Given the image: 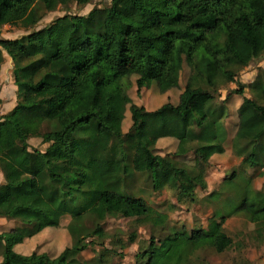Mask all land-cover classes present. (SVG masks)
<instances>
[{"label": "trees", "instance_id": "16d2710c", "mask_svg": "<svg viewBox=\"0 0 264 264\" xmlns=\"http://www.w3.org/2000/svg\"><path fill=\"white\" fill-rule=\"evenodd\" d=\"M90 1L0 0V31L4 25L33 28L19 38H0V68L5 52L13 61L10 73L16 87L13 107L0 115V126L13 137L10 146L0 145V169L6 166L13 173L0 184V218L22 224L0 227V264L103 262L114 251L102 248L97 263L78 256L94 239L107 237L103 226L110 213L134 218L152 230L167 226L166 212L127 191L137 179L156 194L172 191V203L193 205L200 201L196 190H206L197 179L196 159L203 164L221 161L231 149L252 167L264 164V67L246 85L236 79L264 56V0H110L87 14L67 13L34 28L46 12ZM133 76L137 97L155 87L159 94L169 92L166 101L148 106L152 110L133 102L128 93ZM233 82L237 87L220 99V91ZM98 88L119 96V124L126 109L130 111L127 131L112 127L97 109ZM202 93L206 99L200 113L191 105ZM235 96L241 98L239 104L232 100ZM230 101L233 109L228 108ZM139 117L144 135L159 143L145 148L144 169L135 171L136 145L143 140ZM70 134L73 149L65 141ZM35 138L60 144L68 158L46 157L30 146ZM103 162L115 166L102 173ZM219 194L213 190L212 198ZM227 199L232 202L233 196ZM239 213L256 228L263 227L264 192L243 194L230 212L213 211L218 221L212 228L187 231L181 226L163 236L152 232L138 264L145 257L143 264H153L156 256V264H192L198 251H226L233 241L223 224ZM64 218L73 240L59 254L17 250L45 229L60 226ZM129 240H135L134 233ZM179 245L180 253L167 260Z\"/></svg>", "mask_w": 264, "mask_h": 264}, {"label": "rangeland", "instance_id": "374dc122", "mask_svg": "<svg viewBox=\"0 0 264 264\" xmlns=\"http://www.w3.org/2000/svg\"><path fill=\"white\" fill-rule=\"evenodd\" d=\"M109 3L110 0H91L89 3L84 5H77L75 2H72L67 7H59L53 12H46L34 28L44 26L58 16H62L67 13L84 15L95 7L106 6ZM32 29L33 28L28 29L20 26L4 25L0 31V38H19L22 35L29 33ZM262 39L264 41V33ZM3 55L4 62L0 68V115L9 111L13 107L16 99V90L14 91V87L10 84V81L13 78L10 73V57L5 52ZM263 67L264 56L260 59L253 60L245 69H243L245 71H241L239 73L236 79L246 85L252 81L257 70ZM181 75L185 76V72L183 71ZM102 78L103 72L100 71V79ZM184 78H182V80H184ZM134 80L135 77L133 76L131 78V86L128 89L129 96L133 97V102L140 103L147 107L152 105L154 108L161 104L162 99L163 103L166 101L169 92L164 95L161 93L159 94L155 87H152L147 91L145 90L140 97H137L135 94ZM236 84L237 82L229 83V88L227 87L222 89L220 91V99L224 98L227 91L236 88ZM180 86V88L184 86L183 81ZM172 89H170V91ZM244 91L249 93L247 88H245ZM171 98L174 100L175 95L171 96ZM205 99V95L203 93L200 94L192 103V108L201 113L203 111ZM232 100L235 104H239L241 98L239 96H235ZM94 102L97 109L106 118L108 124L117 130L124 132L127 131L131 124L130 111L126 109L124 118L121 121L122 124H119L117 115L120 106V99L112 89L98 88ZM149 108L150 107H148V110H152V108ZM228 108L233 109L231 101ZM139 120V130L143 134V140L142 143H138L136 145V156L134 158L135 171H142L144 169L145 148L151 147L155 144L152 138H148L144 135L145 129L143 126V117H139ZM74 140L75 137H73L72 134H70V136L68 135L65 139L69 147L72 149L74 148ZM12 143L13 137L9 133L8 129L0 126V145L8 147ZM29 144L31 147L40 149L48 158H68L64 157L65 154H63V152L65 153V151L63 148V152L61 151L62 146L60 144L52 143L51 145L49 143H42L40 138L30 139ZM261 158L264 163L263 154H261ZM188 160H191V157L188 158ZM223 160L224 159L218 161V163H215L216 161H212L210 162V166L213 170L215 169L214 171L217 170L216 172H218L220 168L217 167L221 166L223 168L225 163L227 166L232 164L234 157L230 155L225 158L224 161ZM195 162L201 171L205 170V167L203 168V162H200L199 159H196ZM105 164L106 163L104 162L103 164H99L100 171L102 173L112 170L113 166H115V164ZM3 167L4 169H0V184L9 180L6 179L8 176L13 177V173L9 171L6 166ZM228 168H226V171L224 170V172L221 170L223 173L212 174L213 183H211V186L214 187L213 189H217L220 194L216 195L215 198H212L213 190L197 189L196 194H198V198L200 197V201L193 205L177 204L176 201L175 203H172V201L175 200L173 198L174 194L172 191L165 188L162 193L156 194L151 191L147 184L143 183L142 179H137L135 181L136 185L134 187H129L127 191L136 196H142L150 203V205L166 212L168 214L167 226L163 229L156 228L155 230H152L148 224H138L134 218H125L119 214L110 213L103 226L105 232L107 233V237L103 240L94 239V243H91L86 250L80 252L78 257L82 262L86 261L90 263H97L98 255L102 251V248H106L114 252L105 256L103 262H99L97 264H138L146 254V248L150 243V236L152 232L155 235L160 234L163 236L169 232V228L178 229L181 226H184L187 231L191 228L199 227L205 229L212 228L216 221H218V218H214L212 216L213 211L217 214L230 212L234 207L239 205L243 194L248 193L249 195H252L255 191H257V188H264V177L258 175L257 173L260 169L259 167L250 169L248 174L243 170V167L240 166L236 167L237 174L235 175V178L230 181L223 182L219 187L218 183L223 178V175L225 176L226 174L227 176L232 174L231 172L233 170ZM201 175L202 174L199 173L197 176L199 181H201ZM207 182L208 180L205 181V183ZM139 188L143 191H139ZM231 196H233V199L231 200L232 202H228L227 198ZM67 221L68 220L64 218L60 226L49 227L43 231L42 236L37 238L32 237L30 240H26L23 245H17V250L24 253L31 252L34 249L38 251L45 250L46 252L52 250V252H49L51 255L59 254L63 248L70 245L73 240L72 236L66 230ZM13 226L20 227L22 224L18 220L8 221L4 218H0L1 228L8 229ZM223 228L232 238L233 243L231 247L222 253H216L212 250V248L198 251L191 260L192 264H264V226L256 228L252 222L239 213L229 216L224 222ZM133 233L135 234V240L130 242V235ZM182 247V245H179L172 248L166 255V259L172 260L174 256L180 253ZM158 259L159 256L154 257L153 264H156ZM144 261L142 264L145 263Z\"/></svg>", "mask_w": 264, "mask_h": 264}, {"label": "crops", "instance_id": "0c3cea01", "mask_svg": "<svg viewBox=\"0 0 264 264\" xmlns=\"http://www.w3.org/2000/svg\"><path fill=\"white\" fill-rule=\"evenodd\" d=\"M243 71H245V70H243ZM10 84L14 87V91L16 90V87H15V85L13 84V78L11 79V81H10ZM225 97V96H224ZM241 101V100H240ZM240 101H239V103H240ZM148 138H152L153 140H154V142H155V144H158L159 143V141H157L156 142V139L155 138H153V137H148ZM161 142V141H160ZM233 156L234 157V160L232 161L233 163L232 164H229L228 166L226 165V163L224 164V169L221 167V166H219V167H217V168H220L219 169V171L218 172H216V171H214L213 169H212V167L210 166V162H212L211 160H209L208 161V163H206V164H203V168L205 169V170H200L199 169V173L200 174H202L201 175V177H200V180H201V182H204L205 183V181L206 180H208V182L207 183H205V186H206V190H217V189H213L214 187H212L211 185V183H213V180H212V174H218V173H223L224 172V170L226 171V168H228V167H230L233 171L231 172V173H235V174H237V171H236V167H238V166H240V167H243V170L245 171V172H250L249 170L250 169H254V168H256V167H252L251 165H250V162H249V160L248 159H246L245 157H243V156H241V157H238V156H236L234 153H233V151L231 150V149H229L228 151H226V155H225V157H223L222 159H224L225 160V158H227L228 156ZM220 160V159H219ZM219 160H217V162H215V163H218V161ZM223 160V161H224ZM202 165V164H201ZM208 166H210V167H208ZM230 168H228V169H230ZM260 169H259V171H257V173H258V175H261L262 177H264V164H263V166L262 167H259ZM221 170H223V172H221ZM109 171V170H108ZM108 171H105V172H108ZM228 171V170H227ZM249 174V173H248ZM205 177H206V179H205ZM226 177V174H225V176L223 175V178L221 179V181L218 183V186L220 187V185L224 182V178ZM212 180V181H211ZM211 187H212V189H211ZM264 188H262V189H258L257 188V190L258 191H261V192H264V190H263ZM172 202H174V201H172Z\"/></svg>", "mask_w": 264, "mask_h": 264}, {"label": "water", "instance_id": "95a60500", "mask_svg": "<svg viewBox=\"0 0 264 264\" xmlns=\"http://www.w3.org/2000/svg\"><path fill=\"white\" fill-rule=\"evenodd\" d=\"M10 62H11V68L13 67V61L12 59L10 58Z\"/></svg>", "mask_w": 264, "mask_h": 264}]
</instances>
